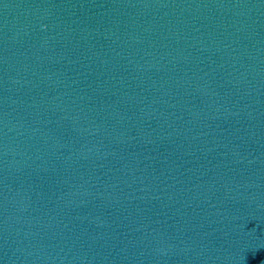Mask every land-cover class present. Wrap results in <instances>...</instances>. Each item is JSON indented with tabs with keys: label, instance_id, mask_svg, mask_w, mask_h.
<instances>
[{
	"label": "water",
	"instance_id": "95a60500",
	"mask_svg": "<svg viewBox=\"0 0 264 264\" xmlns=\"http://www.w3.org/2000/svg\"><path fill=\"white\" fill-rule=\"evenodd\" d=\"M0 264H264V0H0Z\"/></svg>",
	"mask_w": 264,
	"mask_h": 264
}]
</instances>
